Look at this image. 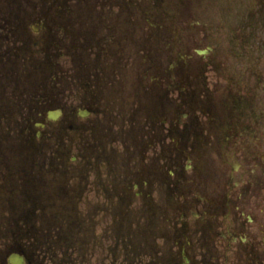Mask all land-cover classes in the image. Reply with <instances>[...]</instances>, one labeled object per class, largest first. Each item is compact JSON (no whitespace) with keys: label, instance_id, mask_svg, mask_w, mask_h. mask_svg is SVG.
I'll list each match as a JSON object with an SVG mask.
<instances>
[{"label":"flooded vegetation","instance_id":"flooded-vegetation-1","mask_svg":"<svg viewBox=\"0 0 264 264\" xmlns=\"http://www.w3.org/2000/svg\"><path fill=\"white\" fill-rule=\"evenodd\" d=\"M255 34L264 0H0V262L97 264L96 229L137 203L139 264H264L257 103L237 113L208 72ZM209 41L216 63L191 62Z\"/></svg>","mask_w":264,"mask_h":264},{"label":"rangeland","instance_id":"rangeland-1","mask_svg":"<svg viewBox=\"0 0 264 264\" xmlns=\"http://www.w3.org/2000/svg\"><path fill=\"white\" fill-rule=\"evenodd\" d=\"M257 36H259V35L255 34L254 35L255 39H250L249 41L245 42V43H247V45H250L251 48L244 45L243 51H241L240 49H237V51L235 50V48L238 47V46L235 47L236 42L239 45V42H240L239 40H237L236 42H234V41H226V42L222 41V43H219V42L218 43L221 44L223 49H226L225 54H224L225 59L231 62V65H229L226 68L227 70L225 69V65H224V69L228 73H236L238 77L244 76L246 79V83H247V85H244V88L242 90H239L238 92H237V90H235L236 93L234 94V98L232 100L234 102L240 104V103L244 102V100L246 98L244 96L248 97L249 95H251V97H253L255 102L257 103V108L255 109V112L252 115H256L255 118H257L258 120L255 119L254 122L251 123V128L248 131V133H249L248 135L250 136V138L253 139L252 142L255 145V147L257 148L256 152L259 155V159L256 158V159L252 160L251 158H249V159H247V164L249 165V169L252 170L253 172H255V175L261 177L263 180V183H264V36H260L261 39H257ZM241 43H242V41H241ZM253 48H255V50ZM236 52L239 54V56H236L234 58L233 55ZM239 57L241 59L237 60ZM231 77L236 82H240V84L244 83L245 79L238 80V79L234 78V76H232V75H231ZM216 84H221L222 86H219V87L226 89L225 85H227V81L224 80V78H219L218 80L215 78L212 79V81L210 82V86L213 87ZM250 86H252V87L250 88ZM219 87H216V90ZM236 88H239V87L236 86ZM220 93L221 92L219 91L215 95L216 99L219 98ZM221 97H222V95H221ZM258 124H260V125H258ZM253 128H255V131L252 133V136H251V129H253ZM244 138H246V137H244ZM246 141H248V140H246ZM238 143L241 144V140L238 141ZM235 151H237V154L233 153L232 162H234V159L237 158L240 162L244 163V160L239 153V148H237ZM252 179H253V177L251 175L250 181H252ZM245 186H247V185L242 186V188H245ZM254 197H259V198L264 197V184H263V189L261 191L259 190L257 192V194L250 195L249 197L246 198V200L249 201L250 199H253ZM95 202H96V200L94 201V203ZM166 202L168 203L169 207H175L176 202H178V201L170 199ZM181 203H183V201H181ZM256 203L262 204L261 209L264 210V200L253 199L251 201V204H253V206H255ZM135 208H137V205L134 206V209H133L134 211H135ZM107 223H108V225L110 224V233H111L110 240L111 241H110V243L105 242L104 245H106V246H104L102 249H103L104 253L109 254V260L107 261L108 263H111L112 257L114 255L119 257L120 260L118 262L120 263L123 260V255L121 253L122 249L120 248L119 251H117L115 248L116 245H115L113 240H117L118 229H115L116 226L112 225V218H109L107 220V222L105 223V225H103L102 227L99 226L96 233H97V236H99V238H100L102 236V234L104 233V230L107 226L106 225ZM132 228L137 230L136 224L135 225L133 224ZM97 240H98V238H97ZM98 244L100 246L99 248L101 249L102 245H100L101 242L99 240H98ZM98 244H96V245H98ZM94 247H95V245H94ZM107 247H109L110 251L107 250ZM134 248H138V247H136V245H134L132 247V249H134ZM100 249H99V254L97 256H94V258H93V259H95V262L97 264L102 263V259L106 258L104 255L102 257ZM132 249H130V250L132 251ZM147 251L148 250H146V252ZM64 254H66V253H64ZM60 255L62 256L63 253L60 252ZM145 256L148 257V255L143 256L145 258V261L148 262V260L146 259ZM46 264H51V262L49 260H47Z\"/></svg>","mask_w":264,"mask_h":264}]
</instances>
